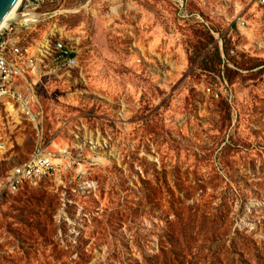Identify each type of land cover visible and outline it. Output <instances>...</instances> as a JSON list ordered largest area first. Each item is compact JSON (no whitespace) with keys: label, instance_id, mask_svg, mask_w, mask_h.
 Returning <instances> with one entry per match:
<instances>
[{"label":"rangeland","instance_id":"rangeland-1","mask_svg":"<svg viewBox=\"0 0 264 264\" xmlns=\"http://www.w3.org/2000/svg\"><path fill=\"white\" fill-rule=\"evenodd\" d=\"M32 15L4 33L50 50L15 79L34 98L0 105V264H264V6L50 0ZM57 40L74 67L52 60ZM37 146L54 171L9 193Z\"/></svg>","mask_w":264,"mask_h":264},{"label":"built area","instance_id":"built-area-1","mask_svg":"<svg viewBox=\"0 0 264 264\" xmlns=\"http://www.w3.org/2000/svg\"><path fill=\"white\" fill-rule=\"evenodd\" d=\"M50 0H22L19 6V13L34 14L42 8ZM258 4L264 6V0H257ZM33 12V13H32ZM240 21L242 18H238ZM26 20V19H25ZM24 20V21H25ZM30 20V19H29ZM29 21H27L28 23ZM245 22V21H242ZM18 24H8V26L0 32V105L11 104L13 107L16 102H25V100L33 99V94L27 95L22 88H19L15 79L24 75V64L26 60L31 64L35 63L41 57H46L50 47L45 46L44 51H39L37 56H28V50H24L15 37L4 38L6 31L13 30ZM56 56L52 59L62 67H74L77 64V58L72 50H69L64 41L57 40L54 44ZM11 52V57L8 54ZM15 100L11 103L10 100ZM1 145V140H0ZM58 153L51 151L45 147L37 146L35 152L29 160L15 166L9 172L5 190L11 194L19 192L26 184L36 183L50 175L55 168V161Z\"/></svg>","mask_w":264,"mask_h":264},{"label":"water","instance_id":"water-1","mask_svg":"<svg viewBox=\"0 0 264 264\" xmlns=\"http://www.w3.org/2000/svg\"><path fill=\"white\" fill-rule=\"evenodd\" d=\"M20 1L21 0H0V30L14 13ZM24 15L25 14L20 13V16L12 20L9 24H21V21L25 18Z\"/></svg>","mask_w":264,"mask_h":264},{"label":"bare ground","instance_id":"bare-ground-1","mask_svg":"<svg viewBox=\"0 0 264 264\" xmlns=\"http://www.w3.org/2000/svg\"><path fill=\"white\" fill-rule=\"evenodd\" d=\"M22 1V0H21ZM21 1H20V3H21ZM20 3L18 4V6H17V8L15 9V11H14V13L11 15V17L9 18V20L6 22V24L2 27V29L0 30V32L3 30V29H5L7 26H8V24L12 21V20H15V19H17L19 16H20V13H19V11H18V9H19V6H20ZM32 15V14H31ZM30 16V14H25L24 15V19H26V18H30L29 17ZM33 17H34V15H32ZM23 18V17H22ZM22 22L23 21H21V24H22ZM30 22V21H29ZM9 106H12L11 104H9Z\"/></svg>","mask_w":264,"mask_h":264}]
</instances>
